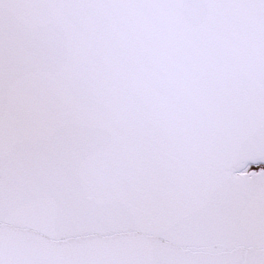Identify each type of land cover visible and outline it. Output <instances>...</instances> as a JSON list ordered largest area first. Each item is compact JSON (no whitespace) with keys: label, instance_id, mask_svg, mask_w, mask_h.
<instances>
[{"label":"snow or ice","instance_id":"1","mask_svg":"<svg viewBox=\"0 0 264 264\" xmlns=\"http://www.w3.org/2000/svg\"><path fill=\"white\" fill-rule=\"evenodd\" d=\"M0 264H264V0H0Z\"/></svg>","mask_w":264,"mask_h":264}]
</instances>
